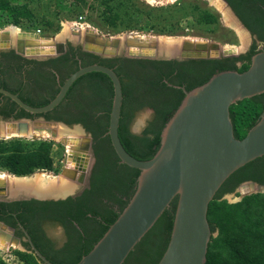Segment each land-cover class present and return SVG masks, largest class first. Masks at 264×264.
I'll use <instances>...</instances> for the list:
<instances>
[{"label":"trees","instance_id":"obj_1","mask_svg":"<svg viewBox=\"0 0 264 264\" xmlns=\"http://www.w3.org/2000/svg\"><path fill=\"white\" fill-rule=\"evenodd\" d=\"M33 0L20 2L18 0H0V9L8 12L2 24L9 21L20 23L25 21L28 28L37 27L40 20L46 27L52 28L56 17L54 12L43 14L38 19L30 6ZM242 23L254 35L250 48L238 55L190 58L186 61L155 59H134L124 56L105 57L87 52L82 56L83 64L78 65L70 53L55 56L49 59L52 68H66L61 73L60 82L48 78L46 92L37 88L36 97H31L24 79L36 74L37 81L44 75L54 74L42 72L34 67V59L24 58L15 54L13 50L0 55V86L17 93L29 104L40 106L47 104L58 93L61 84L79 67L101 63L108 65L117 72L123 87V105L121 111L119 136L124 147L137 158L149 159L158 150L161 143V132L181 103L185 92L180 86L190 90L206 82L213 74L227 69L243 71L249 67L252 56L264 49V0H226ZM105 0V12L113 15L138 17L143 12L148 16L151 13L144 10L134 0H123V3ZM182 0L170 3L168 6H148L150 9L164 7H177L175 11L182 10ZM118 4V6H117ZM190 12L194 18L214 30L219 25L218 15L210 8H205L195 2ZM80 7H78V11ZM121 13V14H120ZM9 16V18H8ZM165 20L169 19L164 16ZM8 18V19H7ZM7 19V20H6ZM179 19L170 22L173 34L179 29ZM165 25H161L163 33ZM262 44L263 48L258 49ZM9 59L3 63L4 59ZM140 65L139 75L131 78L125 72L126 65ZM161 64L165 65V68ZM32 65V70L29 66ZM176 70L177 73L173 71ZM25 76V77H24ZM137 86L139 96L134 98L137 106L127 107L130 102L128 95L129 84ZM10 84V85H7ZM34 87L35 84H34ZM113 83L103 72L92 71L80 76L69 88L63 100L50 111L44 113H31L21 108L11 98L0 93V116L4 118L45 117L64 121L68 124L81 122L92 134L93 139L104 142L106 158L111 162V175L109 184L103 191L97 182L82 196H69L61 200H0V220L17 226L20 222L30 233L33 242L51 261L56 264H75L83 255L88 253L95 243L106 232L120 212L132 197L140 170L120 162L111 145L108 133L110 111L113 99ZM133 100V99H132ZM129 105V104H128ZM142 107H151L154 112L152 118L140 133L131 130V123L136 110ZM136 109V110H135ZM264 109V92L240 100L230 106L234 133L242 138L260 118ZM53 140L26 138V137H0V170L23 176L31 175L36 171L52 170L54 161L51 156ZM247 180L264 184V155L258 157L235 170L220 186L215 198L209 204L208 220L213 235L209 242L207 260L205 264H264V192H253L244 195L241 200L230 202L223 196L234 192L238 186ZM127 195L123 200L117 194ZM110 196L115 202L120 200L119 211L105 208L101 210V202ZM178 196H176L158 218L153 227L138 242L122 264H157L165 251L170 239ZM100 217V218H99ZM62 225L68 241L59 249L55 248L56 240L48 236V229ZM216 233V235H214ZM29 249L28 241L25 242ZM24 260V264H42L41 260L28 250H17ZM0 264H6L0 258Z\"/></svg>","mask_w":264,"mask_h":264},{"label":"water","instance_id":"obj_2","mask_svg":"<svg viewBox=\"0 0 264 264\" xmlns=\"http://www.w3.org/2000/svg\"><path fill=\"white\" fill-rule=\"evenodd\" d=\"M222 1L230 7L226 0ZM164 2L166 0L160 3ZM230 9L236 16L233 9ZM236 18L247 29L238 16ZM20 33L14 36L8 28L0 30V48L9 47L13 43L18 53L38 58L49 57L65 50L62 34L46 38L36 32ZM72 34L85 51L107 57L121 55L133 58H213L238 56L246 48L186 36L172 43L158 36L141 38L137 33L108 37L95 29L82 30L80 27L73 30ZM92 71L105 73L113 83L108 133L120 161L138 168L140 173L136 189L127 205L93 248L75 264H122L176 196L178 202L170 239L157 264H205L213 235L208 220L210 202L235 170L264 155V109L259 120L242 138L235 136L230 114L232 104L264 92V49L252 56L249 67L243 71H219L190 90L180 86L185 95L164 125L160 146L149 159L135 157L121 141L119 125L123 87L117 72L108 65L92 63L79 67L61 84L55 97L44 105L29 104L5 87L0 86V93L11 98L26 111L44 113L59 105L80 76ZM64 127L68 125L61 121L44 120L42 116L18 119L0 117L2 138L54 139ZM44 131H48L50 135L45 136ZM68 139L69 137H64L62 140L71 143L69 153L83 152L86 168L89 137L86 142ZM81 144L84 146L81 147ZM33 174L12 175L25 178ZM64 177V182L56 180L45 186L33 183L31 179L0 180V200L67 198L84 181L85 171L68 169ZM25 181L28 182L24 183ZM239 188L245 191L242 197L253 192H264V184L252 180L241 183ZM21 229L29 243V249L21 245L14 229L0 220V248L8 250L21 246L33 252L42 264H56L35 245L23 225Z\"/></svg>","mask_w":264,"mask_h":264},{"label":"rangeland","instance_id":"obj_3","mask_svg":"<svg viewBox=\"0 0 264 264\" xmlns=\"http://www.w3.org/2000/svg\"><path fill=\"white\" fill-rule=\"evenodd\" d=\"M20 2H25L26 0H18ZM118 2L119 0H110V4L112 2ZM139 6H143L144 10H147L151 13V16H148L146 12H143L141 16H134V17H126V16H114L112 19L110 18L116 10L110 14L105 12V0H33L30 2V6L34 13L36 14L38 19H41L43 14H47V12H54L56 17H51L52 14L48 15L51 19L53 18L54 24L52 28L46 27L45 23L42 20L39 21L37 27L28 28L25 24V21L20 23H15L9 21L8 23L2 24L0 22V30L6 29L9 26H17L20 28L22 32L29 31V32H36L41 30L40 35L42 37L51 38V36H59L62 34V40L67 38L75 37L73 30L80 27V23L84 25H90L94 29H96L101 35L104 36H115V35H122L126 33H143L147 36H174L183 38L186 37H198V39L203 38L208 39L210 41H217L221 44H236L237 46H242L243 43L237 31L232 27L229 26L223 16V13L209 0H182L181 7L182 10L175 11L177 7H164L159 9H150V6L146 0H134ZM199 3L203 7H207L213 10L218 15L219 18V25L214 30H209L206 26L198 22L194 15L190 12V7L193 3ZM123 3V0L121 2ZM168 6L170 3L164 2L163 4L158 2V5L154 6ZM224 5H226L224 3ZM118 6V4H117ZM149 6V7H148ZM78 7L80 10L78 11ZM230 13L236 18V16L231 11L230 7H228ZM8 12L0 9V20L7 17ZM121 14V13H120ZM164 16L170 18L165 20ZM9 18V16H8ZM7 18V19H8ZM6 19V20H7ZM179 23V29L176 32H182L173 34L170 32H166L165 30H170V22H174L175 20ZM238 22V19L236 18ZM238 24L242 27V25L238 22ZM161 25H165L163 33L160 32ZM66 26H69L67 28ZM84 30L85 27H80ZM92 28V29H93ZM244 31H246L247 35V43L242 46L245 48V52L250 48L253 40L254 35L248 31L245 27H242ZM153 111L149 107L141 108L137 114L135 115L131 127L135 133H140L145 125L150 121L152 118ZM64 131L61 135L54 139L52 138H43L53 140L52 148H51V156L54 161V166L52 170H41L40 172H50L51 174L55 175L58 178L65 179V174L68 169H73L76 165L74 158L69 155V148L70 145L63 141L64 137H79L80 142H83L88 138L85 132L80 127H75V125H68V127H64L61 129ZM61 136V137H60ZM2 172L3 171L0 170ZM38 172V171H36ZM35 172V173H36ZM245 191H242L239 187L232 193H227L223 196L230 202H235L237 199L242 197V194ZM61 227L54 226L51 230L54 233H61ZM216 235V233H214ZM17 250L24 251L25 249L21 246L18 247H11L8 250H4L0 248V258L6 262V264H24V260L20 257L17 253Z\"/></svg>","mask_w":264,"mask_h":264},{"label":"flooded vegetation","instance_id":"obj_4","mask_svg":"<svg viewBox=\"0 0 264 264\" xmlns=\"http://www.w3.org/2000/svg\"><path fill=\"white\" fill-rule=\"evenodd\" d=\"M236 17H237V14H236ZM51 37H53V36H51ZM62 41L65 43V50L63 52H60L58 54L56 53L54 55H51V56L45 57V58L30 57L28 55H23L21 53H18L16 51L15 45L13 43H11V45L9 47L0 48V55L1 56L3 55V52H9L10 50H13L15 52V54H18V55H20V56H22L24 58L34 59L35 60L34 61V67L37 70H40L42 72H50V73L52 71V73H54V74H50V75L46 74V75L42 76L40 78V81L36 80V78H37L36 74L29 75L28 79L27 78L24 79V83H25V85L28 86L27 89L29 90L31 97H36V90L39 87H41L46 92V89L49 88V86L47 85L48 78L53 79L56 82H60L61 81L60 80L61 73H64L66 71V68L63 67V66H61V68L60 67L59 68H54V67L52 68V65L50 64L49 59H51V58H53L55 56H58V55L66 54L68 52V53H70V56L72 58H75V60L77 61L78 65H82L83 64L82 56H84V57L88 56L87 52H89V51H85L83 49L82 44L80 42H77L75 37L67 38V39L62 40ZM262 48H263V45L259 44L258 45V49H262ZM91 53H93V52H91ZM93 54H97V53H93ZM98 55H100V54H98ZM101 56H103V55H101ZM105 57H107V56H105ZM220 57H222V56H220ZM131 58H133V57H131ZM146 58L147 59L160 60V61L175 60L176 62H182V61H186L187 59H190V58H186V59H180V58L167 59V58H160V57H157V58L146 57ZM2 59H4L2 61L4 64L9 61V59H5L4 57ZM134 59H142V58H134ZM161 65L163 66V68H165L164 64H161ZM29 68H30V70H32V65H30ZM139 71H140V65H138V64H135V65L133 64L131 66L127 64L125 66V72L129 76L128 78H131V80H132V76L134 77V75H136V74L139 75ZM173 72L177 73L176 70H174ZM34 84H35L36 87H34ZM7 85H10V84H7ZM127 96H129V98H130V102H127V107L128 106L129 107L137 106L136 100H134V98L139 96V92L137 90V86L134 85L132 82L129 84V92H128ZM142 108H144V107H142ZM149 108L152 109L151 107H149ZM140 109L141 108H139L137 110L135 109L136 110V114H137V112ZM152 111L154 112L153 109H152ZM0 117H2V116H0ZM2 118L3 119H18V118H12V117L11 118L2 117ZM43 118H44V120H48V121H51V120L60 121V120H55V119H46L45 117H43ZM61 122L65 123L67 125H73V124L74 125H79L85 132H87L86 135L89 137V140H87V142H89V144H90L89 145V151H88L89 158H87L88 162H87L86 168H85V162H86L85 159H86V157L83 155L84 154L83 152L75 151V153H73V154L69 153V155H71L74 158L75 162H76V165H75V167L73 169H76L78 171H85L84 181L82 183H79L76 192L73 195H70V196H72V197L82 196L86 191H88L91 188L92 184L93 183L95 184L96 182L98 184V187L103 191L104 189L107 188V185L109 184V178L112 179L110 174L107 173V177H109V178H106L105 174H103V173L104 172H110L111 173V169H112V166H113L111 164V162L106 158V154H105V151H104L105 148L103 146L104 142L102 143L101 140L97 141V140L93 139L92 134L85 128V125L83 123H81V122H76V123H72V124H68V123H66L64 121H61ZM131 130H132V127H131ZM132 132H134V131L132 130ZM110 141H111V139H110ZM84 142H86V140H84ZM111 145H112V143H111ZM83 146H84V144H81V147H83ZM116 156L118 157L117 153H116ZM247 181H249V180H247ZM117 197L118 198L121 197L123 200H127L128 199L127 195H122L121 193L120 194L118 193ZM17 200H24V199H17ZM26 200H29V199H26ZM37 200H41V199H37ZM49 200H54V199H49ZM58 200H61V199H58ZM7 201H14V200H7ZM101 207H102L101 210H104L107 207L109 209H113L114 211H119V209H120V200L115 202L112 198H110V196H106L103 199V201L101 202ZM8 225L11 226L14 229L15 235L20 238L21 245L23 247H25V242L27 240L25 239L24 233H23V231L21 229V225L22 224L20 222H18L17 226L16 225L13 226V225H10V224H8ZM58 226L61 227L60 229L62 230V232L59 233V234L54 233L51 229L47 230L48 231V236L50 238L56 240V244H55V248L56 249H59L60 247H62L68 241V237L65 234L64 226H62V225H58Z\"/></svg>","mask_w":264,"mask_h":264},{"label":"bare ground","instance_id":"obj_5","mask_svg":"<svg viewBox=\"0 0 264 264\" xmlns=\"http://www.w3.org/2000/svg\"><path fill=\"white\" fill-rule=\"evenodd\" d=\"M149 4H153V5H158V2H163L165 0H146ZM168 3H172L174 2L175 0H166ZM210 2H212L222 13H223V16H224V19L226 21V23L229 25V26H232L236 31L237 33L239 34L240 38H241V41L243 43L242 46H244L246 43H247V35H246V31H244L242 29V27L238 24V22L236 21V18L230 13V11L228 10V8L226 7V5H224V2L222 0H209ZM80 27H85V29H92L93 27H91L90 25H84L82 23H80ZM67 28H69V26H66ZM94 29V28H93ZM8 30L12 33V35L14 36H17L18 34H21L20 32H22L20 30L19 27L17 26H9L8 27ZM96 30V29H95ZM98 32V31H97ZM139 37L141 38H145L147 35L146 34H143V33H137ZM160 39H165L167 42L169 43H172L173 41H180V37H174V36H160ZM204 40V39H203ZM242 46H238L240 48H243ZM237 47V48H238ZM62 133H64L63 130H60L59 131V135H61ZM45 136H49L50 133L48 131H44L43 133ZM61 137V136H60ZM68 138V137H66ZM78 138V139H77ZM69 139L71 140H79V137H75V138H70ZM68 139V140H69ZM67 140V139H66ZM80 141V140H79ZM69 145H71L70 142H67ZM70 149V148H69ZM11 179V180H29L31 179V181L33 183H36V184H39V185H48V183H51V182H55L56 180H60L61 182H64L65 179H62V178H58L56 177L55 175L51 174L50 172H36L34 173L32 176H29V177H25V178H18L14 175H10V174H7L6 172H2L0 171V180H5V179ZM28 181H25L24 183H27Z\"/></svg>","mask_w":264,"mask_h":264},{"label":"built area","instance_id":"obj_6","mask_svg":"<svg viewBox=\"0 0 264 264\" xmlns=\"http://www.w3.org/2000/svg\"><path fill=\"white\" fill-rule=\"evenodd\" d=\"M79 28V27H78ZM41 30L38 29V31H36V33H39L40 34Z\"/></svg>","mask_w":264,"mask_h":264}]
</instances>
